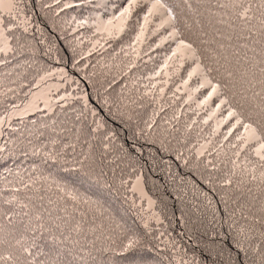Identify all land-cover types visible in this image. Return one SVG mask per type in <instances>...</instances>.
Here are the masks:
<instances>
[{
	"label": "trees",
	"instance_id": "1",
	"mask_svg": "<svg viewBox=\"0 0 264 264\" xmlns=\"http://www.w3.org/2000/svg\"><path fill=\"white\" fill-rule=\"evenodd\" d=\"M52 1L55 0H17L21 12L29 21V31H25L12 22L8 15L0 12V17L6 22L11 21L15 26L11 33L7 31V23L4 26V34L8 37L7 48L11 50L0 52V61H3L0 63V80L9 73L7 59L19 55L30 61L28 72H24L26 76L27 73L29 74L27 79H30L32 74L36 75L34 83L30 79L33 86L27 100L20 101L17 107L7 112L6 115L10 118L3 122L6 126L11 119H21L26 123L22 126V135L17 136L11 132L16 140L21 137L26 141L25 144L15 147L14 153L12 150L9 152L11 166L13 167V161L18 163L13 154L20 152L25 167L18 171L11 182H8L10 190L6 193V198L11 199L15 195L24 199L26 195L31 194L23 190L14 192L15 188L22 187L21 178L24 181L30 176L48 177L49 180L59 179L61 182L73 185L83 195L98 201L102 205L100 211L114 220L113 227L123 226L116 230V235L119 237L117 245L125 236L138 238L142 245L138 256L143 254L151 256L147 264H181L182 257L185 262L206 259L207 254L202 252L204 245L198 239L199 225L194 227L195 217L191 213L193 202L203 206L205 199L202 190L207 192L209 187L219 196H225L227 193L233 200L239 195L231 188L221 187L224 172L231 169V161L236 159L233 156L235 149L230 148L229 144L236 141L233 137L228 141L223 139L228 125L221 127L219 133H214L220 114L209 120L208 124L203 123L217 103V99L214 97L210 106L198 107V102L203 99L207 89H201L196 95L191 96V100L189 94L184 99L161 96L158 93V84L164 79L155 74L163 68L175 43L170 41L154 52L138 50L139 55H136L132 47L133 42L139 34L143 16L148 8L138 15L139 18L134 21L130 32L121 37L103 38L85 25L82 33H88L89 29L92 37L88 39L83 35L88 39V47L83 49L81 55L84 57L82 59L84 62H89L86 67L89 68L93 80L78 74L73 68L72 54L61 36H69L77 28L80 20L90 21L93 19L91 16L100 14L105 19L117 16L119 11H123L128 6V0H119L120 3L113 5H110L109 0L94 2L57 0L56 4L51 3ZM59 5H62L63 9L54 14L52 9L55 10ZM150 5L151 2L148 7ZM167 30L171 31V28ZM160 35L163 38L165 30H161ZM3 47L5 44L0 41V48ZM55 59L62 62V66L59 65L57 70L60 77H57L55 72ZM40 62H43L44 66H40ZM204 63L208 61L204 60ZM49 72L54 74L48 75ZM40 76L46 78L40 80ZM179 77L176 82L178 84L181 83ZM176 83L172 85L173 91H177ZM152 85H155V88ZM122 89L124 102H128V98L136 95L144 101L143 94L146 92L154 94L153 102L158 100L163 102L164 106H160L164 107L166 115L158 114L149 119L154 127H160L161 133H155L154 136L150 133L148 135L139 133L135 123L133 125L123 119L122 112L113 110L103 101L105 100L103 97L111 100L114 97L118 102L119 99L114 93ZM180 89L182 93L186 91L184 87L179 86ZM82 91L87 97V107L82 100L84 105L74 97ZM38 108H43L39 111L43 113L41 116L48 117V121L41 125L37 124L36 118L33 121L32 118L30 119ZM123 110L128 114H137V110L133 107H125ZM93 112H97L98 115H93ZM77 116L80 117L77 127L96 129L97 124L104 125L93 132V136L96 137V161L94 170L89 176L65 170L71 167L73 154L70 150L61 152L59 158L52 160L47 159L45 155L47 152L59 149V145H53L52 140L58 139L62 134L61 121H74ZM54 121L56 123H53ZM181 125L189 126L190 130H194L195 137L201 140L193 152L186 149L187 147L178 148L182 145L170 144L176 138L175 128ZM4 128L5 126L1 131ZM111 132L116 133V139L105 141V137ZM106 142L108 149L104 148ZM202 144L208 145L204 157L197 155ZM221 144L223 148H220ZM34 146L40 147L43 151L42 157L33 152ZM214 150H219L220 155L217 156ZM246 154L242 152L237 162H242ZM116 157L120 158V166L114 170L108 161ZM251 158L255 159V157ZM207 160L213 161V164L218 165L221 170H216L212 166L206 167ZM2 165L0 161V174L5 175L10 168L4 170ZM137 174L143 176L146 191L155 201L154 210L158 221L148 220L142 207L136 205L130 186ZM59 175L70 177L71 181ZM209 199L212 200V204L205 210L206 220H211L214 209L224 208L223 201L218 200L211 192ZM244 199L246 198H242L241 202ZM0 200H3L2 196ZM229 207H235L232 200H229ZM227 210L225 209V213ZM216 215L219 218L221 213L217 212ZM110 261L111 264H129L128 260L121 259L115 254L110 257ZM136 264H141V261L137 259Z\"/></svg>",
	"mask_w": 264,
	"mask_h": 264
},
{
	"label": "snow or ice",
	"instance_id": "2",
	"mask_svg": "<svg viewBox=\"0 0 264 264\" xmlns=\"http://www.w3.org/2000/svg\"><path fill=\"white\" fill-rule=\"evenodd\" d=\"M137 3L138 0H128V6L119 16L107 21L109 26L114 20L119 21L115 26L117 35L124 31ZM15 6L16 0H0V9ZM155 18H159V23H153ZM6 23L10 33L15 27L0 17V41L5 44L0 52L11 50L7 48L8 37L4 34ZM166 27L171 31L165 40L173 41L175 47L155 75L158 77L164 72L169 76L166 71L169 67L178 73L186 62L192 61L184 85L196 77L199 83L189 91L207 89L198 107L210 106L213 98L217 99L203 123L208 124L220 114L214 133L228 125L223 139L228 141L233 137L236 141L229 144L235 149L236 159L231 161V169L224 172L221 187L231 188L239 195L233 200L227 193L219 196L211 187L207 192L202 190L205 203L202 206L193 202L191 213L195 217L194 227L199 225L198 239L204 245L202 252L207 254L206 259L185 262L182 257L181 264H264V0H152L136 42L143 43L147 33L151 31L155 35ZM106 30L114 38L113 32ZM134 51L138 56V49ZM45 78L40 76V80ZM159 91L162 94L164 89L161 87ZM79 121V116L74 121H61L62 134L52 140L59 149L45 155L52 160L70 150L73 159L71 167L65 170L89 176L96 161L93 132L104 125L99 123L96 129H86L77 127ZM114 139V132L105 137V141ZM207 147L200 145L197 155L204 157ZM104 148L108 149L107 142ZM214 151L220 155L219 150ZM242 152L247 154L238 163ZM108 163L115 170L120 166V158ZM205 166L221 170L211 160ZM20 184L22 187L15 188L14 192L23 190L31 194L24 199L14 195L0 200V264H111L113 254L128 260L129 264H136L137 259L147 264L151 259L150 254L138 256L142 247L138 238L125 236L117 245L116 230L123 226L113 227L114 220L100 211L102 205L73 185L31 176L27 181L21 178ZM209 192L223 201L224 208L217 207L211 220H206L205 210L212 204ZM242 198L246 199L241 202ZM229 200L235 207H229ZM225 209H228L226 213ZM217 212L221 213L219 218Z\"/></svg>",
	"mask_w": 264,
	"mask_h": 264
},
{
	"label": "rangeland",
	"instance_id": "3",
	"mask_svg": "<svg viewBox=\"0 0 264 264\" xmlns=\"http://www.w3.org/2000/svg\"><path fill=\"white\" fill-rule=\"evenodd\" d=\"M28 1V0H27ZM94 2L96 0H77V2ZM98 1H105V0H98ZM110 5L114 3H120L119 0H109ZM58 1H52L51 3L56 4ZM152 2V0H138L137 6L133 9L131 16L127 19V22L124 26V31L120 32L118 35L116 34V29L115 26L119 24V21H113V25L109 26L107 24L108 20L113 19L107 18L105 19L104 16H100V14H97L93 17L92 20L90 21H83L80 20L78 22L77 28L73 30L72 34H69V36L66 37V35H62L61 38L63 39L65 45L67 48H69L71 54H72V64L75 72L78 74H81L86 77H90L92 80L93 78L90 75V70L87 68V64L89 63L88 61L84 62L82 59L84 58L83 55V49L88 47V39L92 37V32L90 31L91 29L94 32L99 33L100 35L103 36V38H110L108 35V30L113 32V37H121L123 35H126L130 32V30L133 27L134 21H136L139 17L138 15L141 12H144L147 8L149 3ZM48 6H49V1H48ZM194 7L196 6L194 2ZM63 9L62 5H59L55 10L52 9L54 14H57L56 12H60ZM0 12L3 14L8 15L9 18H11L12 22H15L17 25L22 27L24 30L27 29V31L30 30V25L29 21L25 17V15L21 12L19 5L16 0V6L14 8H4L0 9ZM119 11L116 15L119 16ZM154 24L159 23V18L154 19ZM85 25L89 26L88 33H82L83 28ZM152 26H150L151 29ZM170 27L166 28H160L155 35L151 34V31L146 34V37L143 41V43H137L136 40L133 42V49H138V50H146L147 52H154L156 49H161L163 46H165L168 42L171 40H165V38L168 36V31L167 29ZM161 30H165V36L161 38ZM56 31L59 30L56 28ZM86 36L88 39L83 37ZM89 49V48H88ZM153 54V53H151ZM29 62L25 60L23 55L19 56H14L12 58L7 59V66L9 68V73L5 75L4 78L0 80V161L2 162V169L7 170V168H10V171L6 173L5 175L0 174V196H2L3 200L7 199L6 198V193L9 192L10 190V184L8 182H11L15 175L18 173L19 170L24 169L23 165V160H21L22 156L20 155V152H16V154H13L17 158L18 163H14L13 161V167L11 166L9 152L12 150V153L14 148L17 147L20 144H25L24 139L16 140V138L12 135L11 132H14L15 135L20 136L22 135V126L25 125L26 123L23 122L21 119H11L8 122V125L6 126L3 122L7 119L10 118V116L6 115L7 112L10 110L14 109L17 107V104L20 103L22 100H27L28 95L32 91V86L34 83V80L36 78L35 74H32L30 76V79L32 82H30V79H27V76L29 74L27 73V76L24 74V72H28L29 68ZM192 61H188L185 63L184 68L180 69L179 72H176V69L173 67H169L166 71L170 74L169 76H166L164 72L161 73V77L164 79L162 82L158 84L159 89L162 87L164 89V92L161 94L159 89L158 93L163 96L167 97H173V98H178V97H183L186 99L187 95L194 96L198 92H190V89L195 88L199 81L196 77H193L191 81L188 82L187 86L184 85V80L187 79V70L189 68V65H191ZM40 66H44L43 62L39 63ZM62 66V62L60 60L55 59V72L58 70V66ZM66 65V63H65ZM10 73H13L10 75ZM59 72L56 73L57 77H60ZM180 76V77H179ZM179 77L180 84L176 83L177 79ZM167 80V83L165 84L164 81ZM94 83V82H93ZM176 83V87L179 88V86L185 88V92L182 93L181 89L179 91H173L172 85ZM6 93V94H5ZM147 93V92H146ZM144 93L145 100L142 101L140 100V97L136 95V97L128 98V102H124L122 100V94H123V89L122 90H117L114 93V96H116L117 99H119L118 102L115 101L114 97L111 99H108L106 97H103V101L106 102V104L110 105V107L117 111V112H122V118L130 122L131 124L134 125L139 133H144L150 135L155 133H161V130L159 129L160 127H157L153 125L152 122L149 121V119L152 116L162 114L163 116L165 113L164 107H161L160 105H163V102H160L159 100L156 102H153V96L154 94L151 92V95H146ZM75 98H77L78 102L82 103L84 102L87 105V97L84 91H82L81 94H76L74 95ZM52 99V97H50ZM82 100V102H81ZM102 102V101H101ZM154 103V104H153ZM83 104V103H82ZM84 105V104H83ZM85 106V105H84ZM128 108V107H133L137 110V114H128L123 108ZM164 106V105H163ZM45 108V107H43ZM43 108H38L33 115L30 117L32 118V121L36 118L37 119V124L41 125L44 124L48 121V117H43L41 111ZM151 124V127L149 125ZM31 125V123H30ZM5 126L3 131H1V128ZM175 129H179V131L174 130V135L176 136L173 141L170 142V144H174L175 146H179L178 148L182 147H187L190 152H193L200 143V139H197L195 137V132L194 130H190L189 126H184L181 125L180 127H177ZM109 134V133H108ZM28 136V135H27ZM33 152L36 154H39L41 157L44 155L43 151L40 149V147H33ZM193 159V156H192ZM194 160V159H193ZM63 179H66L68 181L70 180V177H63L62 175H59ZM59 181V179H57ZM9 184V186H8ZM131 192L135 196L136 200V205L141 206L144 212L146 213V216L148 220H157L158 217L155 213L154 206H155V201L150 197L148 192L146 191L145 185H144V180L143 176L141 174H137L131 182L130 186Z\"/></svg>",
	"mask_w": 264,
	"mask_h": 264
}]
</instances>
